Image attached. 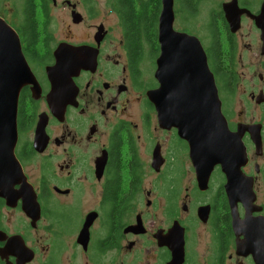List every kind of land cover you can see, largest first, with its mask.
<instances>
[{
  "label": "flooded vegetation",
  "instance_id": "af4514ba",
  "mask_svg": "<svg viewBox=\"0 0 264 264\" xmlns=\"http://www.w3.org/2000/svg\"><path fill=\"white\" fill-rule=\"evenodd\" d=\"M5 2L0 17L18 35L35 84L18 96L21 172L0 195V264H264V102L251 98L264 88L250 92L262 111L250 122L260 142L244 136L239 186H227L220 165L199 184L189 142L159 123L147 95L160 90L168 61H185L193 46L163 51L164 0ZM263 3L169 0L171 31L198 40L224 115L238 51L261 50ZM56 49L81 64L59 86L69 95L62 104L48 98Z\"/></svg>",
  "mask_w": 264,
  "mask_h": 264
},
{
  "label": "water",
  "instance_id": "95a60500",
  "mask_svg": "<svg viewBox=\"0 0 264 264\" xmlns=\"http://www.w3.org/2000/svg\"><path fill=\"white\" fill-rule=\"evenodd\" d=\"M164 1L166 9L160 18L163 51L167 54L175 51L174 47L167 45L169 43L186 42L193 46L187 49L189 55L185 61L177 64L168 61L166 67L172 72L159 78L160 90L149 91L148 98L158 110L159 123L176 127L178 135L189 142L199 184H206L213 167L220 165L226 174L227 186L237 187L244 178L242 167L247 161L244 136L248 134L252 142H260V125L238 122L233 129L229 127L198 40L171 31L169 0ZM234 14L229 19L232 31L239 28V13ZM255 19L261 31L260 54L264 56V3L260 16ZM55 59V65L47 68L52 86L48 98L62 104L66 103L69 95L62 96L59 86L69 80L81 64L76 59L63 61L59 49L55 51ZM28 83L35 84V80L21 51L19 37L0 17V195L9 192L14 178L21 172L13 149L17 137L18 96ZM251 98L256 103L264 102V93ZM33 197L35 200L34 193Z\"/></svg>",
  "mask_w": 264,
  "mask_h": 264
},
{
  "label": "rangeland",
  "instance_id": "374dc122",
  "mask_svg": "<svg viewBox=\"0 0 264 264\" xmlns=\"http://www.w3.org/2000/svg\"><path fill=\"white\" fill-rule=\"evenodd\" d=\"M9 8L10 3H0ZM61 11H54L55 21H59ZM62 27V24H57ZM55 32L56 31V28ZM240 49V48H239ZM257 74L263 76V80H259ZM234 76L236 77V85L234 87L233 100L230 109L226 113L227 121L230 127H234L238 122L250 123L254 118L261 116L262 111L250 99V92L253 84L264 88V57L261 56L260 50L257 51H238L237 66L235 67ZM263 108V107H261ZM264 110V108H263ZM264 120V113L261 117Z\"/></svg>",
  "mask_w": 264,
  "mask_h": 264
},
{
  "label": "trees",
  "instance_id": "16d2710c",
  "mask_svg": "<svg viewBox=\"0 0 264 264\" xmlns=\"http://www.w3.org/2000/svg\"><path fill=\"white\" fill-rule=\"evenodd\" d=\"M232 79V80H231ZM234 79V81H233ZM236 77H230L228 74H226V79L224 81V86H225V94H224V112L225 113H228L229 111V107H230V104L233 100V93H234V88H230V85L231 84H235L236 82ZM232 81V82H229V81Z\"/></svg>",
  "mask_w": 264,
  "mask_h": 264
}]
</instances>
